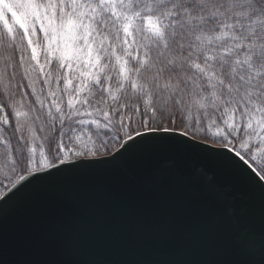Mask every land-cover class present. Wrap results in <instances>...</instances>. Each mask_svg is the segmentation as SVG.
I'll return each mask as SVG.
<instances>
[{
  "label": "snow or ice",
  "instance_id": "1",
  "mask_svg": "<svg viewBox=\"0 0 264 264\" xmlns=\"http://www.w3.org/2000/svg\"><path fill=\"white\" fill-rule=\"evenodd\" d=\"M82 175L264 264V0H0V264H70L9 261L6 221Z\"/></svg>",
  "mask_w": 264,
  "mask_h": 264
},
{
  "label": "water",
  "instance_id": "2",
  "mask_svg": "<svg viewBox=\"0 0 264 264\" xmlns=\"http://www.w3.org/2000/svg\"><path fill=\"white\" fill-rule=\"evenodd\" d=\"M141 167H146L143 162ZM117 173H113L116 175ZM105 175L73 176L30 194L10 208L6 254L11 262L70 264H194L215 258L213 236L164 234V218L104 197ZM256 207L259 197H250ZM226 226V225H225Z\"/></svg>",
  "mask_w": 264,
  "mask_h": 264
}]
</instances>
